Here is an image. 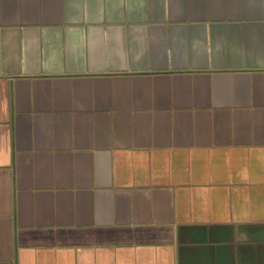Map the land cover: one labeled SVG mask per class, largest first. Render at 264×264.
Masks as SVG:
<instances>
[{
    "label": "crops",
    "instance_id": "obj_1",
    "mask_svg": "<svg viewBox=\"0 0 264 264\" xmlns=\"http://www.w3.org/2000/svg\"><path fill=\"white\" fill-rule=\"evenodd\" d=\"M0 264H264V0H0Z\"/></svg>",
    "mask_w": 264,
    "mask_h": 264
}]
</instances>
